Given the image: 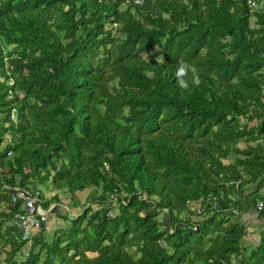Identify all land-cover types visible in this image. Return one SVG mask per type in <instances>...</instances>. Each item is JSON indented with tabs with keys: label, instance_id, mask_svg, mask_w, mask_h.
<instances>
[{
	"label": "trees",
	"instance_id": "obj_1",
	"mask_svg": "<svg viewBox=\"0 0 264 264\" xmlns=\"http://www.w3.org/2000/svg\"><path fill=\"white\" fill-rule=\"evenodd\" d=\"M263 177L264 0H0L5 264H264ZM30 178L102 208L16 260Z\"/></svg>",
	"mask_w": 264,
	"mask_h": 264
},
{
	"label": "rangeland",
	"instance_id": "obj_2",
	"mask_svg": "<svg viewBox=\"0 0 264 264\" xmlns=\"http://www.w3.org/2000/svg\"><path fill=\"white\" fill-rule=\"evenodd\" d=\"M143 56H145V55H143ZM251 145H253V143ZM238 146L242 147L241 144H239ZM24 172H28V171L25 170ZM31 181L34 183L35 188H32L30 185V187H28L29 190H33V191L41 194L42 200H49L53 195H56L58 201L56 202L53 200V202H52V204H50V206H58L61 210L66 211L70 217H75L82 209L86 208L87 206H89L92 210H96V209L100 210L102 208V205L100 203L94 202V199H93L94 194H95L94 190L88 189V190H85L81 193H77L76 198L74 200H70L69 194H64L61 191L51 190L50 185H49L50 184L49 181L46 184H40L35 178H32V179L30 178L29 182H31ZM91 198H92V200H91L92 202L90 201ZM218 204L220 207H222L220 202H218ZM2 208H3V205L0 204V210ZM111 213L115 214V207L113 208ZM158 219H159V216H158ZM9 225H11L10 222L3 221L1 230H4V227L7 228V226H9ZM68 225L69 224L67 221L57 219V217L54 216V214L52 213L50 215V218H48L47 224L44 225V230H45L44 238H43L44 242L46 244H50L51 240L53 238L52 237L53 234H55L56 231H58V232L61 231L62 228L65 229ZM249 240L250 241H248V242H250L251 244H254L257 241V238H255V237L250 238L249 237ZM5 248H7V250L9 249V247L7 245ZM25 255L26 254H24V256ZM0 261H2V260H0ZM232 261H233V259H232Z\"/></svg>",
	"mask_w": 264,
	"mask_h": 264
},
{
	"label": "built area",
	"instance_id": "obj_3",
	"mask_svg": "<svg viewBox=\"0 0 264 264\" xmlns=\"http://www.w3.org/2000/svg\"><path fill=\"white\" fill-rule=\"evenodd\" d=\"M140 0H137L139 2ZM264 191V177H263ZM10 202L20 203L21 212L14 215L17 229L20 234V241L29 245L32 234L39 230L41 225H45L49 216L52 214L53 206L43 207L42 202L38 199L36 193L15 188L10 195ZM260 208V202L256 204Z\"/></svg>",
	"mask_w": 264,
	"mask_h": 264
},
{
	"label": "crops",
	"instance_id": "obj_4",
	"mask_svg": "<svg viewBox=\"0 0 264 264\" xmlns=\"http://www.w3.org/2000/svg\"><path fill=\"white\" fill-rule=\"evenodd\" d=\"M256 198L255 197H253V200H252V203L249 201V200H246L247 202H246V205L244 206L245 207V213L246 214H244V217L246 218V219H248V221L249 220H251V218H254V216L253 215H255V214H253V213H255L256 211H258V210H261L262 208H263V206H264V191H263V189L262 188H257V191H256ZM252 198V197H251ZM255 200V201H254ZM249 201V202H248ZM258 202H260V209H258L257 207H256V204L258 203ZM264 221V219H262V220H260L259 222L260 223H264L263 222ZM6 222H10V224L11 225H9V226H14V228L16 229V222H15V220H8V221H6ZM250 222V221H249ZM250 223H254L255 225H257L258 223L254 220V221H252V222H250ZM254 225V226H255ZM264 225V224H263ZM8 227V226H7ZM264 227V226H263ZM4 228H6V227H4ZM253 231V226L251 225L250 227H248V229H247V236H249L248 234L251 232V233H254V231ZM30 244H31V241H30V243H29V246L28 245H26V244H24L22 247H21V249H20V251H19V253L16 255L17 257H15V259L16 260H20L21 258H23L24 257V254H26V252L28 251V249H29V247H30ZM6 250H7V248H5ZM2 255V254H1ZM0 255V256H1ZM3 258H4V255H2L1 257H0V260H2V261H0V264H5V261L3 260ZM18 258V259H17Z\"/></svg>",
	"mask_w": 264,
	"mask_h": 264
},
{
	"label": "clouds",
	"instance_id": "obj_5",
	"mask_svg": "<svg viewBox=\"0 0 264 264\" xmlns=\"http://www.w3.org/2000/svg\"><path fill=\"white\" fill-rule=\"evenodd\" d=\"M189 71V66L183 62L178 65L175 71V76L177 78L178 85L181 89H188V81L185 79V77L188 75ZM192 84L198 87L200 84L199 78L194 76L192 78Z\"/></svg>",
	"mask_w": 264,
	"mask_h": 264
}]
</instances>
